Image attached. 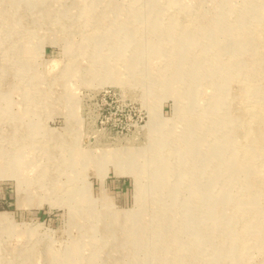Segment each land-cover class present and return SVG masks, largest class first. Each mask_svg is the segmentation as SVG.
<instances>
[{"label": "rangeland", "instance_id": "1", "mask_svg": "<svg viewBox=\"0 0 264 264\" xmlns=\"http://www.w3.org/2000/svg\"><path fill=\"white\" fill-rule=\"evenodd\" d=\"M22 1L16 3L21 6L17 8L11 5L12 0H0V93L6 90L0 95V109L5 111L0 110V212L8 214L0 220V264H64V254L76 242L79 254H74L73 259L82 264H107V257L117 258L121 264H171L177 249H161L157 253L148 246L171 236L180 217H184L187 227L179 234L178 243L189 244L191 238L197 237L196 227H200L202 220L209 225L217 216L215 210L200 207L199 192H191L181 168V151L188 148L187 137H191L186 131L187 119L197 120L189 122L193 139H197L193 150L210 149L213 136L218 134V139L222 134L209 120L214 112L210 105L212 95L218 85L211 79L213 74L204 76L202 72L207 69L205 63L212 51L214 41L207 44L211 36L220 44L238 39L237 30H232L237 25L228 21L235 17L242 0H60L52 10L56 16L47 19L35 8L43 3ZM112 3L117 7L118 20H113ZM256 5L264 12V0ZM128 6L138 11L129 16L131 19L125 18ZM88 13L90 16H86ZM175 17L179 22L173 23ZM121 20L129 22L130 28H119V38L111 36L112 26H118ZM199 20L203 26L196 22ZM219 20L222 23L216 26L214 23ZM154 24L170 30L169 39L164 32L157 33ZM194 38L197 46L191 43ZM119 41L129 43L122 47L125 52L121 58H131V71L120 57L115 59L112 54L118 48L109 44ZM91 42L97 45L90 47ZM76 45L82 48H74ZM141 48L150 49L155 56L148 52L141 61ZM174 50L187 60L196 54L197 81L191 96L185 97L187 90H191L190 83L174 60L175 54L170 53ZM217 59L223 61L226 55L219 52ZM233 81H228L219 97L225 103L224 116L229 118L240 111L236 101L226 107L240 88V82ZM165 85L170 90L177 89L181 98L165 91ZM242 114L243 125L238 126L234 141L244 129ZM15 117L16 122L12 121ZM221 144L224 145L218 143ZM122 149L134 153L129 161L120 158V163L116 154ZM70 156L72 162L68 161ZM214 160L203 168L202 175L212 180L208 184L214 193L220 188L233 194L241 176H229L216 164L213 168ZM129 162L147 186L140 200L135 196L134 175L115 173V165ZM165 166L163 178L168 186L158 191L153 176L155 170ZM258 176L255 172L249 176L245 181L247 187ZM173 184L177 185L173 188ZM150 191L155 193L151 195ZM171 199L176 204L172 206V225L168 230L165 223H159V215L166 203L172 204ZM186 204L192 208L189 213ZM69 205L76 208L77 218L69 216ZM137 208L141 210L137 221L140 230L132 237L126 228L136 220L115 223L108 212ZM217 208L227 227L255 219L250 214L232 219L238 206L227 201ZM193 213L198 216L195 229L191 228ZM153 225L160 232L158 235L151 229ZM200 238L196 239L200 240L196 263L190 257L192 252L182 263L207 264L212 245L207 238ZM114 239L124 245L121 251H129V255L105 251L104 256L98 251L105 240L109 243ZM48 251L54 255L44 262ZM214 251L216 264L227 263L220 258L218 246ZM94 252L97 254L91 257ZM263 260L264 252L253 249L244 260L235 258L227 264H261Z\"/></svg>", "mask_w": 264, "mask_h": 264}, {"label": "bare ground", "instance_id": "2", "mask_svg": "<svg viewBox=\"0 0 264 264\" xmlns=\"http://www.w3.org/2000/svg\"><path fill=\"white\" fill-rule=\"evenodd\" d=\"M17 1L12 0L11 5L15 6L16 3L19 4L20 2H23L22 0H17ZM28 1H32V2L35 1L36 4L43 3L44 5H41V6L35 5V8L38 10V12H40L41 17L43 19H47V18H50V16H56L52 12V10H53V7L55 8L57 7L56 5L60 0H28ZM258 1L259 0H242L241 4L237 7V10L235 12L236 13L235 17L233 19L231 18L232 20L230 19L228 21V23H230L231 25L233 24L237 25L236 27H232L233 32L237 30V38H238L237 40H227L225 43L220 44V43H217V40L214 39L213 36H211L209 41H207V44H209L211 40L214 41V43L211 45L212 51L211 53H209V56H208L209 60L205 63L206 64L205 68L207 67V69H205L202 72V75L211 76L213 74L211 79L212 80L214 79V83L218 85V89L214 90V94L212 95L213 96L211 100L212 103L210 105L213 106L212 109L214 110V112L209 117V120L212 123L214 122V125L217 126L216 131H220L222 134L219 137L220 139L215 138V136L216 135L218 136V134H215L213 136V143L210 144L211 146L210 149L206 150L203 148H199L198 150H193V145L195 141L197 142V139L196 138L193 139V132H192V127H191L192 123H189V122L190 120H195V118L194 119L190 118L189 120L187 119L186 126L188 130L186 131H187V134L191 135V137L190 136L187 137L188 142H189V146H187L188 148H186L184 151H181L184 157L183 164L185 165V166L182 165L181 168H183L184 170V171L182 170L183 176H185L189 180V186H190L191 192H196L197 194L199 192L200 194V197H199L200 207L203 206L205 209L211 208L215 210L217 212V216L215 214V217L213 219L214 221H209V225H205L206 224L205 221L202 220L200 227H196L197 237H194V239L191 238L189 244H186V243L179 244L178 243L179 234L184 232L185 228L187 227V226H184V222H183L184 217L183 218L180 217L181 221L179 219L178 221H176V223L174 224L175 227L173 231H171L172 232L171 236H168L167 239H164V240L160 239L161 241L159 243L158 242L156 243L158 245L152 244L153 246H148L149 249L152 248L155 251H157V253H159L161 249L163 251L167 248H170L173 250L177 249L178 253L174 252L175 254L172 257L173 259H172L171 264H184L182 262L183 261L186 262L185 259L187 255L189 254L188 252L193 253L190 255V257L195 262L197 258H199V250H200L199 249L200 240L198 241L196 239H201L200 237H202V240L204 239L203 241H205V239L207 238L208 241L210 242V245H212V248H211L212 253L209 256V259L207 260V264H216V261H215L216 258L214 257V252H215L214 250L216 246H218L220 253L222 252V255L220 258H222V260L224 259L223 261H226L227 263L228 261L231 262V260H234L235 258L240 259V261L244 260L245 255L248 254L253 249L261 250L262 252H264V202H263V199H264V192H263V189H264L263 187L264 185V12H262V9L257 7L256 4L258 3ZM16 6H18L17 8H21L20 5H16ZM114 6H115L114 3H112L110 11L115 12V14H113V17H114L113 20L115 19L118 20L117 18L118 13L116 11L117 7L116 6L114 7ZM130 8L131 7L129 6L126 8L128 17H125V18L131 19L129 18V16L132 13L137 15L138 11H136L135 9L130 10ZM90 14L91 13H88L86 14V16H90ZM174 22H179L177 17L174 18L173 23ZM196 22L199 23L200 26L204 25L202 20H199ZM221 23H222V20H219L214 24H216V26H220ZM128 25L130 28L129 22L124 23L121 20V23L119 22L118 26H112L111 31L113 33L111 34V36L119 38V35H121V32H118L119 28L124 27V26L128 27ZM216 26H213V27H216ZM153 28L157 29V33L164 32V36H168L166 38L169 39L170 30L163 28L162 26H160V24H156ZM196 42L197 40L195 38L193 41H191L193 46H197ZM140 44L142 45L141 42L137 43V45H140ZM96 45L97 44H94V42L89 43L90 47H95ZM109 45H111L112 48H118L117 50H112L113 52L112 54L116 56L114 57L115 59H119V57L121 58V54L123 56L125 52V49H123L122 47L125 45H129V43L119 41L118 43L114 45H112V43ZM74 48L80 49L82 48V45H79V46L76 45L74 46ZM141 49H142L141 50L142 51L141 61H143V59L149 55L148 52H151V55L153 57L155 56V54H153V52L150 49H145V48H141ZM129 52H131V50H129ZM219 52H221V54L224 53L226 55L225 60L221 61L217 59L215 61ZM170 53L175 54L174 60L179 62L180 69H182L183 74H185L186 80H188V82L190 83L191 90H187V93H185V97L191 96V94L195 93L193 88L195 87L194 82L197 81V76H196L197 73L194 72V69L196 67V60H195L196 54L187 60V59L180 58L178 56L179 54L177 53V50H174ZM245 56H247V60L244 59ZM121 60L124 62L123 65L131 71L132 70L131 58L129 57H127L126 59L121 58ZM143 76L146 79L149 78V75L147 77L146 73L145 74L143 73ZM231 79L234 81L240 82V88L237 89L233 93V95L229 99L228 106L226 107L227 108L229 107V105L231 104V101H236L238 105V109L240 111L235 115V117L229 118V117L224 116V112L222 111V109L225 108L224 107L225 105L222 107V103L223 104L225 103L219 101V97H220V94L222 93V90H224L223 89L224 86H226L228 81ZM113 80L117 81V79L115 78H113ZM13 89L15 92V88ZM164 90L168 91V93L170 92L172 95H176L177 97L181 98V95L177 91V89L173 88L170 90V87L165 85ZM5 92L6 90L0 93V95ZM52 92L55 93L54 90ZM50 95H51V92H50ZM50 95H49V98L50 99L53 98ZM0 110L2 113H5V111H3L2 109ZM183 111L179 109V112L181 114L184 113ZM241 114L244 115V118H243L245 120L244 129L241 131L242 134L239 136V139H237V141L236 140L234 141L233 136L234 134L235 135L238 134V130H237L238 126L240 127L241 125H243L240 119ZM205 119H207V117H205ZM12 121L16 122V117ZM202 129H205V127ZM51 134L54 135L53 132ZM188 142H187V145H188ZM221 142H223L224 145L221 144L219 146L218 143H221ZM132 153H134L132 150L122 149L121 152L116 154L117 155L116 159H118L120 163H122L120 159L122 157L125 161L126 159H128L129 161ZM213 160H214L213 165L211 164L213 168L215 167V164H216L219 166V168L223 172H226V174L229 176H232V174L241 176L239 179L241 182L239 183L238 181L239 185L234 189L235 192L233 194L228 195L225 192V189H220V188L215 189V193L213 192V190L211 191V185H209L208 183H213V182L210 179H206L207 176L202 175V171H203V168L209 165L210 161L212 162ZM68 161L72 162L73 156H70V160L68 159ZM48 165L50 166L51 162L48 163ZM130 165H131L130 162L125 165L124 164L115 165L116 166L115 173L116 174L131 173L134 175L135 183H136L135 196L138 197V200H140L141 197L144 196L145 189H147V186L145 187V185L142 183L141 177H139V171L136 169V167L133 168ZM166 167L167 166L159 168V170H155L153 177H155V180H157V184L155 187L158 191L159 189H161V187L168 186L167 183L164 184V178H163L164 173L166 174V171H167ZM216 171L217 170L215 169L214 172ZM222 171H217L216 173H222ZM42 172L47 174V176L50 174V172L48 171L47 173L45 169H43ZM254 172L257 174V176L258 175L260 176H258V178L255 180L252 178L253 185L251 186V184H249L250 187H247L245 181L246 179H248L249 176L251 175L253 176ZM100 178H101V188H102V185H103L102 174H100ZM225 183L226 181L224 180L223 184L225 185ZM176 185L173 184V188ZM155 187H153V190ZM243 191H246L247 194L244 195L242 193ZM209 192H210L211 198L209 197ZM150 193L151 195H153L155 191L153 192L150 191ZM171 201H172V204H170V201H169L163 206V208H161L160 215H159L160 216L159 223L161 224L165 223L168 230H170L171 225H172L171 224L172 220L169 219V217L172 215V212H171L173 208L172 206L176 204V202L173 199H171ZM224 201H227L232 205L236 204L238 206V211H237L238 213L237 214L235 213L232 219L236 220L238 217H240L241 214L243 216L247 214L253 215L255 216V219L245 220L236 226H234V223H233V228L227 227V225L223 221L224 217L220 215L219 208H217V206L220 207V205L223 204ZM104 204L108 205L107 201H105ZM185 207H186V211L188 209L187 211L188 213H189V210L192 209L191 206H189L188 204H186ZM75 209L76 208L74 206L69 205V216L71 217V219L77 218L76 216H74ZM109 211L110 212L108 213H110L112 219L115 220V223L119 222L120 220L123 221V219L127 221L136 220L135 223L130 222L129 228L128 226L126 228L127 233H132L131 234L132 237L135 235L136 232L140 230V225L137 222L138 218H140L139 216L141 215L140 214L141 210L139 208L133 209V210L128 209V210H123V211H114V210H109ZM6 215L8 214H6L5 212H0V220L2 221L5 220L7 218ZM76 215L80 217V212L76 211ZM190 216L194 217L193 219L194 223L192 224L191 228L195 229V226H196L195 222L198 216L195 217L194 213L190 214ZM209 219L210 218H208V220ZM157 220H158V217H157ZM249 220H252V221L250 222ZM212 226H215L214 230L211 229ZM207 227H208V231H207ZM152 228H154V225L151 227V229ZM154 230L156 231L155 235H158V233H160L157 231V229L154 228ZM106 240L103 243L104 245L102 244V246L104 247L101 246L98 249V251H100L102 254H105L104 256H106L105 251L109 253H112L111 251H113V252L129 255V251H121V248H123L124 246L123 244L117 242L115 239L111 240L109 243L106 242ZM247 241H250V242L247 243ZM206 244H207V240H206ZM234 244H236L235 246L237 247L233 248L234 246L232 245ZM229 245L232 247L228 248L227 246ZM78 246L79 245L76 242L74 243V245H71V247L68 248V252L64 254L65 256L64 260L62 257L64 264H82L80 260L77 261L73 259L74 254H79ZM191 248L193 251H191ZM48 253H49L48 257H43L44 262L46 261V258H49L51 255H54V252L48 251ZM96 254L97 253L94 252L91 257H93ZM107 259L109 260L108 261L105 259L107 261V264H121L119 260H117V258L111 260V257H107ZM131 262H132V259H131ZM261 264H264V260L262 261Z\"/></svg>", "mask_w": 264, "mask_h": 264}]
</instances>
